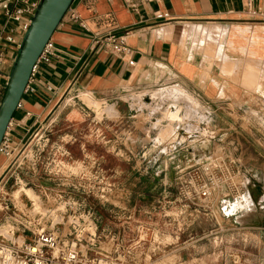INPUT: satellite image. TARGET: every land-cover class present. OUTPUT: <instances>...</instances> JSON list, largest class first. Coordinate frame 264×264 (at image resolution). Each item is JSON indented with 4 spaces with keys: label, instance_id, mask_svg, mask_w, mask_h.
Here are the masks:
<instances>
[{
    "label": "crops",
    "instance_id": "crops-1",
    "mask_svg": "<svg viewBox=\"0 0 264 264\" xmlns=\"http://www.w3.org/2000/svg\"><path fill=\"white\" fill-rule=\"evenodd\" d=\"M255 9L258 15L249 16L242 0H73L51 37L56 57L38 64L31 81L33 92L23 94L13 114L11 143L20 152L31 135L39 136L38 141L51 135V140H46L52 147L61 142L53 138L61 128L80 134L86 124L83 96L96 101L82 98L88 106L109 104L98 110L92 105L97 113L104 110L100 116L106 113L111 117L113 107L117 108L119 117L110 122L109 134L115 142L120 130L125 140L145 138L150 123L139 120L140 113L150 114L160 135L166 136L160 137L157 145L175 149L192 141L203 123L207 130L204 138L212 142L218 137L216 131L231 129V123L236 125L230 119L232 114L238 115L237 124L242 129L246 116L254 115L249 117L251 122L263 120L264 0H256ZM155 11L168 13L171 20L155 21ZM71 13L77 21L70 19ZM211 28L217 29L211 30L216 42L207 44L202 32ZM4 29L0 8V33ZM109 35L123 37L128 53H115L96 44ZM14 37L19 43L22 34L16 32ZM0 50L6 61L2 72L8 76L16 46L1 42ZM5 84L6 80L0 79V100ZM147 96L156 99L155 111L139 109L140 98ZM195 97L208 110L209 117L203 116L202 123L192 109ZM140 122L143 126L137 127ZM80 135L73 142L81 148L87 139ZM157 174L166 175L163 171ZM1 184L0 194H7L4 179ZM151 189L142 192L162 199L164 188L163 192L162 187Z\"/></svg>",
    "mask_w": 264,
    "mask_h": 264
},
{
    "label": "rangeland",
    "instance_id": "rangeland-1",
    "mask_svg": "<svg viewBox=\"0 0 264 264\" xmlns=\"http://www.w3.org/2000/svg\"><path fill=\"white\" fill-rule=\"evenodd\" d=\"M211 30L217 31L202 32L207 44L216 42ZM82 98L86 124L77 132L87 139L84 146L73 142L81 136L74 129L60 127L53 134L54 140H61L55 146L44 144L51 135L40 141L31 135L20 152L11 143L9 159L0 154V183L4 179L7 193L0 195V203L7 202L9 208L0 212L1 229H8L3 222L10 204L23 208L28 199L37 206L44 194L50 203L54 198L58 202V196L70 197L83 202L98 233L114 232L124 239L114 245L122 248L120 253L129 248L127 264H264V119L251 122L252 114L246 116L242 129L238 115L232 114L236 125L216 131L212 142L204 138L203 123L192 141L172 153L157 145L166 136L160 135L150 114L139 116L150 123L143 140H125L120 130L115 142L109 134L110 122L119 117L117 108L111 117L100 116L104 111L98 115L96 109L109 104L98 102L95 109ZM145 108L151 112L156 107L139 104ZM198 117L202 123L204 118ZM142 126L140 122L137 127ZM158 171L166 175L156 176ZM20 187L29 189L35 200ZM159 187L165 192L157 198L160 204L142 192ZM202 189H208L209 196L202 197ZM138 239L144 241L136 245ZM111 244L105 240L102 247L107 251Z\"/></svg>",
    "mask_w": 264,
    "mask_h": 264
},
{
    "label": "built area",
    "instance_id": "built-area-1",
    "mask_svg": "<svg viewBox=\"0 0 264 264\" xmlns=\"http://www.w3.org/2000/svg\"><path fill=\"white\" fill-rule=\"evenodd\" d=\"M40 0H2L0 8L5 18V29L0 33V43L16 46L20 44L15 41L14 34L20 32L22 35L26 31L31 18L33 17ZM256 0H242L243 10L251 17L258 15L255 9ZM152 17L159 23H167L171 17L166 12L155 11ZM70 19L77 21L74 13L70 14ZM81 27H85L79 22ZM111 48L115 53L127 54L123 37L109 35L102 41H96ZM56 57V50L51 44V40L45 45L43 51L34 65L28 84L24 93L33 92L31 87L32 77L40 62L49 63ZM5 56L0 50V79L8 80V76L2 72L5 66ZM129 62V65H132ZM146 100V101H145ZM129 101V99H127ZM142 103L152 105L151 97L140 98ZM192 109L196 116L209 117L206 105L199 97L193 99ZM197 116V117H198ZM11 121L0 144V154L8 159L11 156L10 127ZM47 144V140L44 141ZM170 152H175V148L170 146ZM171 155V154H169ZM172 156H170V159ZM209 160V158H206ZM33 163V166L35 165ZM7 196V194H0ZM202 197L209 196L208 189H202ZM27 199V198H26ZM54 198V203H50L46 194L43 196V203L34 206L33 202L27 199V204L23 208H18L13 204L11 212L6 220L8 221V239H0V264H127L126 258L130 254L129 248L124 253L118 252L116 240L123 241L115 233L108 232L105 235L97 232L94 219L90 211H85L81 201L70 197L63 199ZM9 210L7 202L0 203V212L7 213ZM129 219V218H128ZM127 219V220H128ZM126 220V221H127ZM21 240V241H19ZM29 242H28V241ZM111 242L109 250L105 251L103 241ZM128 241V240H127ZM144 239H138L136 245Z\"/></svg>",
    "mask_w": 264,
    "mask_h": 264
},
{
    "label": "water",
    "instance_id": "water-1",
    "mask_svg": "<svg viewBox=\"0 0 264 264\" xmlns=\"http://www.w3.org/2000/svg\"><path fill=\"white\" fill-rule=\"evenodd\" d=\"M73 0H40L16 50L0 100V144L18 108L32 69Z\"/></svg>",
    "mask_w": 264,
    "mask_h": 264
},
{
    "label": "bare ground",
    "instance_id": "bare-ground-1",
    "mask_svg": "<svg viewBox=\"0 0 264 264\" xmlns=\"http://www.w3.org/2000/svg\"><path fill=\"white\" fill-rule=\"evenodd\" d=\"M84 101H85V100H84ZM85 103H86V102H85ZM89 105H90L91 107H92V105L95 106L93 103H89ZM97 108H98V107H97ZM107 110H108V109H107ZM107 110H106V112H107ZM103 111H104V110H103ZM108 111H109V110H108ZM96 112H97V111H96ZM111 112H112V111H111ZM103 113H104V112H103ZM98 114H99V113H98ZM109 114H110V113H109ZM105 115H106V113H105ZM23 190H24V189H23ZM19 191H20V190H19ZM24 192L29 196L30 199L33 200L34 196H33L32 192H31L30 190H24ZM16 196H17V195H16ZM26 197H27V196H26ZM27 198H28V197H27ZM34 200H35V198H34ZM33 204L35 205L34 201H33ZM0 234H2L1 231H0ZM5 237H6V236H5ZM5 237H4V238H5ZM1 238H3V237L0 236V239H1Z\"/></svg>",
    "mask_w": 264,
    "mask_h": 264
}]
</instances>
